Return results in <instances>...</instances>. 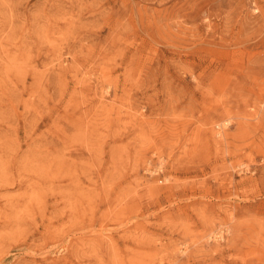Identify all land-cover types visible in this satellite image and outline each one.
<instances>
[{"label":"rangeland","instance_id":"374dc122","mask_svg":"<svg viewBox=\"0 0 264 264\" xmlns=\"http://www.w3.org/2000/svg\"><path fill=\"white\" fill-rule=\"evenodd\" d=\"M0 264H264V0H0Z\"/></svg>","mask_w":264,"mask_h":264}]
</instances>
